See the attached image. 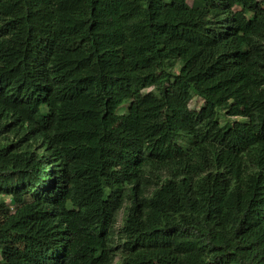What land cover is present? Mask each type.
I'll list each match as a JSON object with an SVG mask.
<instances>
[{
  "label": "trees",
  "instance_id": "trees-1",
  "mask_svg": "<svg viewBox=\"0 0 264 264\" xmlns=\"http://www.w3.org/2000/svg\"><path fill=\"white\" fill-rule=\"evenodd\" d=\"M0 254L264 264V0H0Z\"/></svg>",
  "mask_w": 264,
  "mask_h": 264
},
{
  "label": "rangeland",
  "instance_id": "rangeland-1",
  "mask_svg": "<svg viewBox=\"0 0 264 264\" xmlns=\"http://www.w3.org/2000/svg\"><path fill=\"white\" fill-rule=\"evenodd\" d=\"M164 1H168V0H164ZM153 91H154V88H149V89H146L144 92L145 93H150V92H153ZM204 105H205L204 99H202L201 97L196 96L189 103V108L192 111H200L204 107ZM127 110H128V105H126L125 107L119 109L118 112L121 113V114H124V113L127 112ZM218 115H219V121L222 124H225L227 122V119L225 117V112L224 111H219ZM230 120L238 121V118H231ZM239 120L243 121L241 118ZM6 200H7L8 203H10L9 198H6ZM122 216H123V213H121L119 227H121ZM0 261H1V254H0ZM117 262H118V260L114 264H117Z\"/></svg>",
  "mask_w": 264,
  "mask_h": 264
}]
</instances>
